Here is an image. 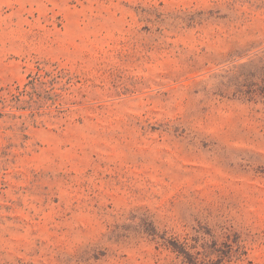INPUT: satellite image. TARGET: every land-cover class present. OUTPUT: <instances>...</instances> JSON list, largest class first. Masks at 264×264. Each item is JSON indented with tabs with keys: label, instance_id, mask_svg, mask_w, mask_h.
<instances>
[{
	"label": "rangeland",
	"instance_id": "1",
	"mask_svg": "<svg viewBox=\"0 0 264 264\" xmlns=\"http://www.w3.org/2000/svg\"><path fill=\"white\" fill-rule=\"evenodd\" d=\"M0 264H264V0H0Z\"/></svg>",
	"mask_w": 264,
	"mask_h": 264
}]
</instances>
